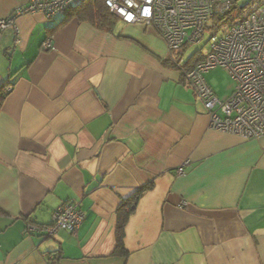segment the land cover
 Masks as SVG:
<instances>
[{
  "label": "crops",
  "instance_id": "1",
  "mask_svg": "<svg viewBox=\"0 0 264 264\" xmlns=\"http://www.w3.org/2000/svg\"><path fill=\"white\" fill-rule=\"evenodd\" d=\"M25 4L0 0V19ZM64 19L1 34L0 264H264V137L211 129L153 31ZM211 72L224 101L232 82ZM139 192L114 255L116 210ZM64 203L84 213L75 234L27 232Z\"/></svg>",
  "mask_w": 264,
  "mask_h": 264
},
{
  "label": "built area",
  "instance_id": "2",
  "mask_svg": "<svg viewBox=\"0 0 264 264\" xmlns=\"http://www.w3.org/2000/svg\"><path fill=\"white\" fill-rule=\"evenodd\" d=\"M79 1L26 0L23 7L0 19V39L7 28L16 29L15 19L21 15L39 13L51 20L56 14H66ZM236 1L105 0V5L124 26L153 31L164 42L183 80L203 104L211 129L251 140L264 137V0L253 3L251 9L232 13ZM215 18H227L229 31L212 35L206 52H197L200 61L187 66L184 49L201 43L210 19ZM43 48L51 49L50 39L45 40ZM215 68L224 69L235 85L224 101L215 96L204 79V74ZM11 90L12 85L4 88L5 93ZM186 164L177 168V175L183 174ZM83 220L84 213L77 204L64 203L54 212L50 225L26 230L46 237L58 230L75 234Z\"/></svg>",
  "mask_w": 264,
  "mask_h": 264
},
{
  "label": "trees",
  "instance_id": "3",
  "mask_svg": "<svg viewBox=\"0 0 264 264\" xmlns=\"http://www.w3.org/2000/svg\"><path fill=\"white\" fill-rule=\"evenodd\" d=\"M64 15L65 19L59 26L67 22L68 19H76L80 22L89 23L97 30L109 34L113 33L115 27L119 23L118 18H116L114 14H112L106 7L105 0H81L77 4L72 5ZM56 28L57 27H55L51 32L48 33L47 39H50V37H52ZM200 59L201 56L199 53L196 52L195 54H192L187 60V66L191 67L195 65L200 61ZM7 85L1 88L2 93L0 92V108L4 97L7 94L5 92L3 93V89ZM139 196L140 192L135 194L132 198L122 201L116 210V248L114 251V255L125 256L127 254L123 246L124 230L129 216L135 209V204Z\"/></svg>",
  "mask_w": 264,
  "mask_h": 264
},
{
  "label": "rangeland",
  "instance_id": "4",
  "mask_svg": "<svg viewBox=\"0 0 264 264\" xmlns=\"http://www.w3.org/2000/svg\"><path fill=\"white\" fill-rule=\"evenodd\" d=\"M259 1L260 0H237L236 4L234 2L232 3V13H235V12L241 13L243 11V8H247V7H248V9H251L253 7V3H257ZM229 16H232V15L229 14ZM219 19L220 18L210 19V21L207 25V28L204 32V38L201 41V43H199L197 45H190L184 49V55H183L184 60H187L192 54H195L196 52L205 53L207 50V46H208V40L215 33H217L219 35H223L229 31V27H230L229 26L230 25L229 20L227 18L221 19V20H219ZM118 24L115 27V30H117V28L119 26L122 27V25H118ZM218 31H220V32H218ZM215 69H217V70H215ZM215 69L211 70L212 72L209 71L213 74L212 76L214 77V79H212L211 85H213L215 83L216 84L220 83V84L224 85L226 78L223 74L225 73L227 78H230V76L228 75V73L224 69H221V68H215ZM222 72H224V73H222ZM229 80H231V78ZM231 82H232V85L234 87L235 86L234 82L232 80H231Z\"/></svg>",
  "mask_w": 264,
  "mask_h": 264
},
{
  "label": "snow or ice",
  "instance_id": "5",
  "mask_svg": "<svg viewBox=\"0 0 264 264\" xmlns=\"http://www.w3.org/2000/svg\"><path fill=\"white\" fill-rule=\"evenodd\" d=\"M129 19H131V17L129 16Z\"/></svg>",
  "mask_w": 264,
  "mask_h": 264
}]
</instances>
